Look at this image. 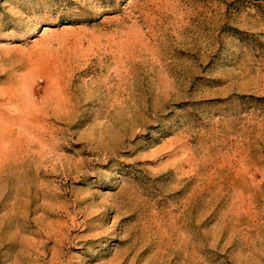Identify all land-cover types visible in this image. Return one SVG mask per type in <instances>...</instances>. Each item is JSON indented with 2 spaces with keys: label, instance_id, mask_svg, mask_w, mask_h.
<instances>
[{
  "label": "rangeland",
  "instance_id": "rangeland-1",
  "mask_svg": "<svg viewBox=\"0 0 264 264\" xmlns=\"http://www.w3.org/2000/svg\"><path fill=\"white\" fill-rule=\"evenodd\" d=\"M0 264H264V0H0Z\"/></svg>",
  "mask_w": 264,
  "mask_h": 264
}]
</instances>
